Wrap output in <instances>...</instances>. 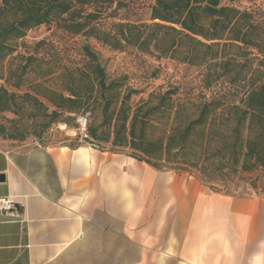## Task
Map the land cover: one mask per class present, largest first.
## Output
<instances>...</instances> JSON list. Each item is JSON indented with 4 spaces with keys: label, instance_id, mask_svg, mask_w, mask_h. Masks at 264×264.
Masks as SVG:
<instances>
[{
    "label": "trees",
    "instance_id": "obj_1",
    "mask_svg": "<svg viewBox=\"0 0 264 264\" xmlns=\"http://www.w3.org/2000/svg\"><path fill=\"white\" fill-rule=\"evenodd\" d=\"M112 2L76 0L81 6ZM234 2L156 0L150 24H116L113 36L95 26L88 27V22L97 20L99 13L84 14L76 10L73 0H0V16L12 14L13 17L12 21L0 24V67L16 52L13 42L23 39L32 29L55 21L62 22L63 29L71 34L85 31L86 36L116 50L132 46L156 53L158 57L176 58L202 67L206 69L203 80L206 89L226 81L233 87L242 86L240 99L219 93L210 99L181 98L177 96V88H169L165 92L153 91L133 107L129 101L138 91L128 90L119 109L110 112L113 99L105 98L104 94V125L111 126L115 121L113 140L110 143L109 138L101 137L98 129L90 125V118L87 142L93 146L110 143L113 149L109 152L125 153L158 170L188 171L199 169L204 161L213 158L238 162L241 156L254 166H264V19L260 20L251 11L240 10L233 6ZM84 49L91 73L67 68L64 71L67 95L42 90L45 79L53 77L57 69L43 68L34 56L27 59L19 76V69L9 72L7 81L13 75L18 76V82L12 86L20 89L26 83L23 77L29 64L37 62L31 71L41 81L31 83L32 92L24 97L41 109L43 115L50 116L45 128L65 114L81 111L75 115L76 120V116L91 112L84 108L92 99L95 81L102 93L122 87L120 82L108 83L97 56L89 46ZM86 76L90 79L88 84ZM15 98L14 93L0 88V115L11 110ZM49 109H52L50 113ZM25 137L21 132L10 139L23 141Z\"/></svg>",
    "mask_w": 264,
    "mask_h": 264
},
{
    "label": "crops",
    "instance_id": "obj_2",
    "mask_svg": "<svg viewBox=\"0 0 264 264\" xmlns=\"http://www.w3.org/2000/svg\"><path fill=\"white\" fill-rule=\"evenodd\" d=\"M0 264H264V194L95 147L0 146Z\"/></svg>",
    "mask_w": 264,
    "mask_h": 264
},
{
    "label": "rangeland",
    "instance_id": "obj_3",
    "mask_svg": "<svg viewBox=\"0 0 264 264\" xmlns=\"http://www.w3.org/2000/svg\"><path fill=\"white\" fill-rule=\"evenodd\" d=\"M76 3V0H73ZM156 0H113L110 4H95L81 6L76 3V10H82L84 14L93 12L99 13V18L95 21H89L88 27L96 28L116 35V24L132 23L150 24L152 7ZM233 6L240 10L251 11L258 18L264 19V0H235ZM13 20L12 14L7 17L0 16V24ZM62 22H52L42 25L38 28L28 31L27 35L12 44L16 52L6 58L0 67V88H6L9 93H14L15 104L11 105L9 112L0 115V146L6 142H33L41 144L70 145L72 148L78 146H89L88 142H80L75 134V115L65 114L48 128L45 125L50 121V116L43 115V111L30 104L24 96L31 93V83L40 82L37 79L36 61L29 64L24 80L26 83L20 89H16L13 84L18 82L19 75L27 63L30 56H34L42 62L43 68L57 69L53 77L46 78L42 90H52L67 95L65 91L66 78L64 71L68 68L79 69L90 74L89 58L85 53V46L97 56V61L104 68L107 82H120V88L114 87L113 90L102 93L96 85L92 94V99L84 108L92 112L91 126L98 129L101 137L109 138L110 143L113 140L114 124L104 125V94L105 98H112L113 104L110 112L117 111L120 107V101L128 90H136L137 94H132L129 104L136 106L140 100H146L153 91L165 92L169 88H177V96L192 99H210L217 93L227 95L228 98L239 100L242 96V86L233 87L226 81H220L211 89H206L203 83L206 69L202 67L191 66L176 58L158 57L156 53L143 52L136 47L126 46L123 50H116L102 41L89 37L83 31L80 34H71L63 29ZM18 71V76L13 75L11 80L7 81L10 70ZM66 72V71H65ZM63 74V75H61ZM84 74V73H83ZM61 75V76H60ZM94 77V75H92ZM48 80V81H46ZM89 77L85 81L88 84ZM52 109H49V113ZM67 124L63 130L53 129V125ZM54 125V126H55ZM23 132L25 139L23 141L12 140L11 136H18ZM248 131H244V136ZM110 143H95L98 150H112ZM248 169L245 170L244 167ZM188 171H179L194 175L202 184L211 187L216 191H226L228 193L244 194L253 189L264 194V166L253 165L249 159L241 156L238 162L229 159L220 161L213 158L204 161L199 169H187Z\"/></svg>",
    "mask_w": 264,
    "mask_h": 264
},
{
    "label": "built area",
    "instance_id": "obj_4",
    "mask_svg": "<svg viewBox=\"0 0 264 264\" xmlns=\"http://www.w3.org/2000/svg\"><path fill=\"white\" fill-rule=\"evenodd\" d=\"M91 112H85L76 116V128L75 134L77 135L80 142H87L89 140V120L91 118ZM67 128V125H55L53 129L63 130ZM0 211L6 216H18L16 211V206L11 199H1L0 200Z\"/></svg>",
    "mask_w": 264,
    "mask_h": 264
},
{
    "label": "water",
    "instance_id": "obj_5",
    "mask_svg": "<svg viewBox=\"0 0 264 264\" xmlns=\"http://www.w3.org/2000/svg\"><path fill=\"white\" fill-rule=\"evenodd\" d=\"M4 178H5V176H3V175H2V176H0V180H2V181H3V180H4Z\"/></svg>",
    "mask_w": 264,
    "mask_h": 264
}]
</instances>
